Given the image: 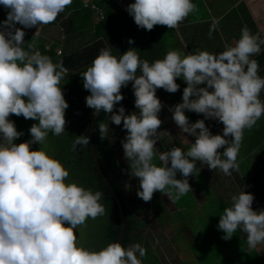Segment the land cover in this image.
Masks as SVG:
<instances>
[{
	"label": "clouds",
	"instance_id": "obj_1",
	"mask_svg": "<svg viewBox=\"0 0 264 264\" xmlns=\"http://www.w3.org/2000/svg\"><path fill=\"white\" fill-rule=\"evenodd\" d=\"M71 3L0 0L8 10L0 22V264H142L140 258L146 255L139 243L124 248L114 242L98 251L79 246L74 230L88 218L105 215L100 203L103 193L66 183L69 172L57 159L40 148L30 150L32 144H42L49 132L56 136L65 132L69 105L60 82L68 69L38 50L26 51L23 28L54 22ZM195 7L192 0H135L125 10L138 28L151 31L156 25L177 28ZM128 43L134 41L129 38ZM261 45L264 39L244 26L235 46L226 45L219 53L169 50L163 59L149 64L140 59L135 48L119 57L112 55L111 47L100 50L82 74L83 87L90 92L86 106L94 114L101 110L111 114L109 119L115 125L123 121L127 130L122 141L124 158L139 180V198L149 202L154 192L167 191L170 198L179 200L192 191L188 178L197 169L196 161L211 170L219 168L228 176L239 170L236 161L244 129H251L264 115L260 99L264 78L258 75L256 60L250 59L260 52ZM34 47L29 45L30 50ZM176 78H182L187 86L182 102L169 111L181 133L195 137V141L187 151L174 146L161 153L165 163L156 166L152 161L162 124L158 113L163 107L156 90L175 93L180 87ZM129 82L138 114L125 115L124 107L114 111L124 99L121 88ZM185 110L203 114L204 119L190 123ZM10 114L38 121L29 129V141L13 142L23 133L8 119ZM209 119L223 124L222 135L211 133L205 124ZM108 129V124L99 125L101 139L107 137ZM229 136L231 139H226ZM89 142L87 135H79L74 147ZM177 172L181 179L176 178ZM253 201V194L243 189L232 197L217 226L224 233L222 239L230 240L240 228L250 249L264 243V209L254 211Z\"/></svg>",
	"mask_w": 264,
	"mask_h": 264
},
{
	"label": "crops",
	"instance_id": "obj_2",
	"mask_svg": "<svg viewBox=\"0 0 264 264\" xmlns=\"http://www.w3.org/2000/svg\"><path fill=\"white\" fill-rule=\"evenodd\" d=\"M134 2L135 0H104V5L115 7L118 10L117 12L120 13L124 11L126 5ZM192 3L196 6L195 10L177 28L169 29L167 37L163 38L164 42L160 37L154 39V42L159 40V44H161V47H158L161 51V58H164L168 49L179 50L185 54H195L197 50L210 53L222 52L225 50L226 45L235 46V42L239 40L241 29L244 26H247L252 34L259 35L261 39H264V0H192ZM7 11L3 5H0L1 21L6 19ZM121 23L118 22L117 27ZM56 24V26L41 24L32 28H23V31L32 37V45L39 42L45 44L58 42L62 46H66L67 51L80 49L92 36V32L87 31L86 33L79 32L76 35H70V39H65L59 23ZM213 25H215L214 29ZM16 27L22 28L19 24H16ZM210 30L211 35H209ZM164 45L165 49L162 50ZM263 51L264 45H261L260 52L250 57V59L255 60ZM175 82L180 86L177 91H179V97L182 99L183 89L187 85L182 78H176ZM204 86L200 85V87ZM209 90L211 91V89ZM261 101L264 102L263 99ZM161 103L163 107L158 113V118L162 121L158 130L160 139L154 145L156 151L152 161L156 166H163L165 163L160 159L161 153L169 151L174 146L187 151L195 141V137L189 136L187 133H181V130L172 119V112L169 111L170 107L164 101H161ZM134 111H137L136 114H138L135 106L132 112ZM201 119H204V116ZM190 123H194V121ZM205 124L213 135H222L224 126L221 122L209 119L205 120ZM263 126L264 115L257 120L251 129H244L236 161L239 170H232L230 176L225 175L219 168L211 170L207 165H201L199 161H196L197 169L188 178L192 191L179 200L170 198L167 191L154 192L149 202L139 198L137 196V191L140 190L139 180L132 175V169L129 167L130 162L124 158L122 141L125 137L117 138V135L122 136L123 134L126 136L127 130L119 131L116 137L112 139V142L117 143L116 152L113 148V156L114 153H117L119 159L122 158L124 161V164L120 166L114 156L118 167L116 171L119 172V168H121V171L128 174L126 176L134 178L133 201L137 204L145 203L151 209V213H139L138 219L142 220L143 228L137 230L136 238H140L139 244L141 246L144 247L145 244L149 246L158 259L157 264H186V259L182 257V255H185V251L181 248L193 246L194 241L196 242L194 237L196 231L200 235L202 234V238H206L203 241L204 245L211 248L209 236L216 231L223 210L231 206L232 197L238 195L242 189L253 194L252 209L254 211L260 210L261 206L264 209L262 192V189H264ZM226 139L230 140L231 137L229 136ZM220 151L223 159V149ZM176 178H182L179 172H177ZM172 192L174 196L175 190H172ZM152 227L156 228V233L152 234L150 232ZM190 227L196 230L191 231ZM237 231L238 236L244 235L247 240L246 233L240 228ZM231 241L229 243L220 242L213 249L219 254L227 252L230 248L227 245L230 246ZM254 251L264 252V243L258 244ZM194 258L196 259L195 255ZM188 264L192 263L188 262Z\"/></svg>",
	"mask_w": 264,
	"mask_h": 264
},
{
	"label": "trees",
	"instance_id": "obj_3",
	"mask_svg": "<svg viewBox=\"0 0 264 264\" xmlns=\"http://www.w3.org/2000/svg\"><path fill=\"white\" fill-rule=\"evenodd\" d=\"M92 3L102 10V19H99L89 7H85L83 0H72V3L57 16L56 20L49 23L50 26H56V23H59L60 30L65 39H70V35L73 36L79 32L86 33L87 31H91L92 36L90 40L80 49L67 51L68 48L58 42L48 44L39 42L36 45L33 44L35 46L34 49L30 50L29 45H32L33 39L27 33H25L23 38V48L26 51L38 50L42 55L48 56L53 63L62 62L63 66L68 69V75L60 82L64 99L69 105L65 110V120L67 121L65 132L59 136L49 132L45 141L49 144V149L52 151L49 156L55 157L65 167L69 172L71 183L74 182L85 189H91L93 192L100 191L103 193L100 203L104 205L106 212L105 215L100 216L103 228L102 249L110 243L118 242L121 225L118 207L99 174L90 144L74 147L76 136H88L89 125L94 118L91 129L93 151L103 176L120 202L124 219L122 246L128 248L129 245L140 243V238H136V232L143 228L142 220L138 219L139 213H142L143 210L140 207L128 206L124 199L121 181L115 180L112 176V172H117L116 169L118 168L113 156L112 139L116 137L119 131H125L123 129V121L121 125H115L109 119L111 114H107L102 110L94 114V110L86 106L85 98L90 95V92L83 87L82 74L92 64V61L98 56L102 48L111 47L112 55L117 57L126 52L130 47L135 48L139 51L140 59L147 60L149 64L155 60L163 59L160 57L161 51L158 48L161 47V44H159V40L154 42V39L160 37L164 42L169 28L163 25H156L151 31L144 30L137 27L132 16L125 10L127 5L124 11L118 13L115 7L105 6L104 0H92ZM0 22L2 21L0 20ZM118 22H122L119 27H117ZM132 35L134 37L131 38ZM129 38L134 41L131 45L128 43ZM164 49L165 45L162 47V50ZM255 60L259 65L258 75L264 78V51ZM139 75L141 73L138 70L137 76ZM121 94L124 99L114 107V111L119 107H124L125 115H128L132 113L135 106L132 82H129L127 87L121 88ZM156 96L170 108L174 107L176 103L182 102V99L179 97V91L169 93L162 88H158ZM260 99L264 100V90L260 93ZM185 115L188 117L189 122H195L203 117V114L188 110H185ZM8 119L14 122L18 132L23 133L22 136L13 141L15 144L31 139L29 129L34 123H38V121L25 119L23 116L17 117L14 114H10ZM101 123L108 124L109 127L106 134L107 137L104 139L100 138L99 133V125ZM124 137L125 135L123 134L122 136L117 135L119 139ZM262 192L264 196V189H262ZM237 230L232 238L238 237ZM214 233H210L211 235L209 236L210 246L215 247L220 242L229 243L231 241V239H222L221 236L223 234L221 235V233L219 235H215ZM203 238L202 240L204 241L206 238ZM234 245L236 246V244ZM144 248L146 249V255L140 258L143 264H157L156 261L158 259L152 253L149 246L145 244ZM236 255L241 259L239 252ZM254 255L257 260L255 264H264V252L258 254V252L254 251ZM246 256L249 255L246 254ZM247 258H250V256ZM247 264H251L250 261Z\"/></svg>",
	"mask_w": 264,
	"mask_h": 264
},
{
	"label": "rangeland",
	"instance_id": "obj_4",
	"mask_svg": "<svg viewBox=\"0 0 264 264\" xmlns=\"http://www.w3.org/2000/svg\"><path fill=\"white\" fill-rule=\"evenodd\" d=\"M132 37L134 36L132 35L131 38ZM167 51H169V49ZM116 146L117 143L113 141L112 147L114 148L115 152L117 150ZM39 148L45 150L48 155H51L52 153V151L49 149V144L46 143V141H44L40 145L32 144L30 146V150H38ZM114 156L117 159V163L120 166L124 164L123 159L122 158L119 159V154L114 153ZM121 170L122 169L119 168V172H112V176L115 180L121 181L122 183L121 188L123 190L124 199L128 204V206L129 207L138 206L140 208L142 207L144 208L143 213H147V212L151 213V209L148 208L149 206L147 204L145 203L137 204L136 202L133 201L132 196L134 189L132 188L134 186V178L131 176H126L128 174H126V172H123ZM70 180L71 179L68 176V178L66 179V183H71ZM261 209H263L262 206ZM190 230L193 231L196 229L190 227ZM215 230H216L215 231L216 235H219V233H221V235L222 234L224 235V233L221 230H219L218 227ZM74 231L77 236V244L79 246H83L86 249L96 250V251L101 249L102 241H103V228H102V220L100 216L96 217L95 219L88 218L83 225H80ZM150 232L152 234L156 233V228L152 227ZM194 237L196 242L194 241L193 246L192 245L184 246L181 248L182 250L185 251L184 252L185 255L184 256L182 255V257L186 259L187 262L186 264H188V262H191L192 264H247L248 261H250L251 264L257 263L256 257L254 255V248L250 249L248 247L244 235H240L236 238H231L232 239L231 243L233 242V244L231 246L227 245L228 247H230L229 250H227V252H221L220 254L213 249L214 247L212 245L211 248H208L204 245L202 240V234L200 235L198 231L194 233ZM234 244H236V246ZM237 252H239V256L241 259L237 257L236 255ZM246 254L249 255L250 258H247L249 256H246ZM194 255L196 259L194 258Z\"/></svg>",
	"mask_w": 264,
	"mask_h": 264
},
{
	"label": "water",
	"instance_id": "obj_5",
	"mask_svg": "<svg viewBox=\"0 0 264 264\" xmlns=\"http://www.w3.org/2000/svg\"><path fill=\"white\" fill-rule=\"evenodd\" d=\"M93 121H94V118H93V120L91 121V123H90V125H89V130H88V136H89V140H90L89 144H90L91 151H92V154H93V158H94V160H95V165H96V167H97V169H98V171H99V174H100V176H101L103 182H104L105 185L107 186L109 192L111 193V195H112V197H113V199H114V201H115V203H116V205H117V207H118V214H119L120 224H121V225H120V231H119L118 242L121 243V245H122L123 234H124V219H123V214H122V210H121L120 202L118 201V199H117V197L115 196L114 192L112 191V189L110 188L109 184L107 183V181H106L105 177L103 176V174H102V172H101V170H100V168H99V165H98V163H97V161H96V155H95V153H94V151H93V147H92V138H91V129H92V123H93Z\"/></svg>",
	"mask_w": 264,
	"mask_h": 264
},
{
	"label": "built area",
	"instance_id": "obj_6",
	"mask_svg": "<svg viewBox=\"0 0 264 264\" xmlns=\"http://www.w3.org/2000/svg\"><path fill=\"white\" fill-rule=\"evenodd\" d=\"M83 2H84V6L89 7L93 12H95V14L99 19L103 18L102 10L99 7H97L94 3H92V0H83Z\"/></svg>",
	"mask_w": 264,
	"mask_h": 264
}]
</instances>
